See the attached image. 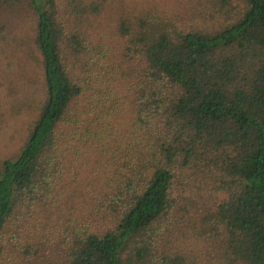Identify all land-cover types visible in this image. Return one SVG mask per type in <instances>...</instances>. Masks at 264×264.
<instances>
[{"label": "trees", "instance_id": "1", "mask_svg": "<svg viewBox=\"0 0 264 264\" xmlns=\"http://www.w3.org/2000/svg\"><path fill=\"white\" fill-rule=\"evenodd\" d=\"M168 2L0 0L41 95L0 160V264H264V0ZM196 177L214 210L174 198Z\"/></svg>", "mask_w": 264, "mask_h": 264}, {"label": "rangeland", "instance_id": "2", "mask_svg": "<svg viewBox=\"0 0 264 264\" xmlns=\"http://www.w3.org/2000/svg\"><path fill=\"white\" fill-rule=\"evenodd\" d=\"M189 1L185 0L186 3ZM135 2H138L137 5L150 7L155 6V4L159 8H163L162 5L164 7L169 6L168 0H135ZM175 2L177 4L178 0ZM28 10L26 9L25 13L20 14L25 17L24 19L18 18L15 21L20 27L18 29L19 37L23 38V43L20 45L22 47L21 52L14 53L15 56L0 57V160L18 151L25 141L34 118L35 106L38 99L41 98L40 93H37L38 90L35 89L36 86L40 87V79L36 78L38 72L37 57L30 40V36L33 34L32 31L30 32L33 20L32 14L27 13ZM28 77L35 79V82ZM195 179V183L190 180L189 186L184 189L179 187L174 198L183 199L184 196H187L184 192L193 195L200 193L199 206L206 211L214 210L224 198V194L210 189V186L205 184L208 179H205L204 186H200L198 177ZM52 257L54 255H49V258ZM153 259L159 262L158 256ZM191 259L192 257L186 262H191Z\"/></svg>", "mask_w": 264, "mask_h": 264}]
</instances>
